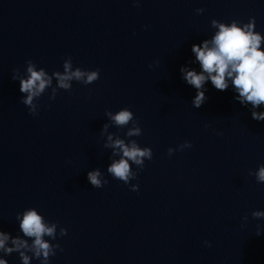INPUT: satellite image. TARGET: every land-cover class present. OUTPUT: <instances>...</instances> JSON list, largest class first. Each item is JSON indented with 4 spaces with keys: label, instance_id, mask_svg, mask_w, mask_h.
<instances>
[{
    "label": "clouds",
    "instance_id": "1",
    "mask_svg": "<svg viewBox=\"0 0 264 264\" xmlns=\"http://www.w3.org/2000/svg\"><path fill=\"white\" fill-rule=\"evenodd\" d=\"M138 3V0H134ZM204 9H196L197 14H200ZM213 28H218V31L210 40H204L202 45L193 44L191 51L195 54L196 61L199 62L201 71L189 70L181 68L183 79L187 84L197 90L196 96L192 101L195 108H200L207 100L205 92L202 90L207 81L218 91H225L229 88L228 81L231 80L232 86L238 93L235 99L241 105L251 104L252 107L258 108L264 105V50H261V43L264 37L260 33L255 32V18H250L246 24L233 20L230 24L220 22L213 19L211 21ZM26 79H20L19 90L21 93L27 94L21 101L28 106L29 113L36 115L37 106L33 104L34 98H39L45 90L52 87L53 77L57 80V86L52 87L49 99L54 100L57 95V89L70 91L72 89L71 81L80 82L84 85L92 84L100 78L99 69L84 70L76 67L73 71L72 59L69 57L63 62V73L54 71L52 75H48L44 68L36 70V65L33 61L28 60ZM16 71L15 69L13 70ZM17 77L14 75L13 79ZM105 115L109 117L114 125L119 128H125L129 124L126 136H140L142 129L139 126V121L136 120L132 111L128 108H123L113 114L111 111H106ZM252 119L256 121H264V112L252 111ZM108 125H104L106 131ZM110 143L105 144V147L114 149L113 155L122 153L121 158L114 160L108 167L107 171L111 176L124 184L128 185L131 180L136 179L138 172H133L130 161L142 170L145 166V160H151L153 157L152 149L149 147H140L137 141L132 140L130 143H125L123 139L117 138L113 140L112 136H108ZM190 142L185 141L178 146V150L190 148ZM118 149L119 153L115 150ZM177 149L169 148L168 154L172 155ZM249 175H254L258 183H264V164L258 166L255 172L250 171ZM101 173L99 170L89 171L87 179L94 188H102L108 183L107 180L101 181L99 178ZM132 191H139L138 184L131 185ZM253 218L264 217V211H253ZM19 220V228L24 237L33 238L31 245L27 240L19 237L11 239L12 247H6V242L9 241L10 235L0 231V250L6 254L18 252L23 264H29V256L25 251L33 253L35 258L39 259L41 264H49V258L56 254V249L60 248L59 244H50L44 239L45 236L56 239V223L51 226L45 224L42 215L38 214L35 209L25 210L21 215L17 214ZM247 220V216L244 217ZM67 229L61 227L60 236H65ZM205 244L211 246L209 242ZM0 264H8L4 259H0Z\"/></svg>",
    "mask_w": 264,
    "mask_h": 264
}]
</instances>
